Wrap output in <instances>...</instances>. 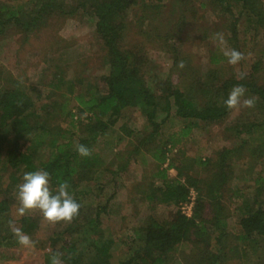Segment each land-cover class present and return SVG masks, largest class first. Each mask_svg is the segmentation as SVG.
I'll return each instance as SVG.
<instances>
[{
  "label": "trees",
  "instance_id": "obj_1",
  "mask_svg": "<svg viewBox=\"0 0 264 264\" xmlns=\"http://www.w3.org/2000/svg\"><path fill=\"white\" fill-rule=\"evenodd\" d=\"M14 1L16 3L0 5V34L8 24H14L26 34L31 33L46 25L52 16L95 17L96 30L106 49L109 64V72L104 76L106 92H102L96 82L88 80L85 83V78L67 77L66 70L60 71L59 67L50 79L52 90L49 97L55 94L53 89L57 88L61 90L62 93H58L63 100L49 98L38 105L29 87L17 79H8L9 83L0 86V181L7 170H10L9 177L15 179L17 185L23 183L25 172L46 170L50 174L52 194H56L59 184L66 181L67 191L81 205L79 215L71 223L47 238L51 252L45 264H52L54 253L61 254L62 264H114V251L121 244L125 245V252L120 264H169L174 251L187 242L201 249L192 264H224L229 254L255 257L254 264H264V175L255 178V191L250 192L252 195L242 187L234 191L242 198L238 207L241 231L235 235L237 241L231 242L228 247L227 239L231 233L223 204L229 181L228 174L223 170L226 160L208 178L196 175V168L207 164L203 158H191L188 164L183 165L171 163L169 168L177 170L174 179L169 178L168 168L157 170L153 174L154 179L159 177L163 184L156 186L154 181L144 196L149 201L174 207L167 218L150 216L145 228L137 229L130 237L120 240L104 239L102 236L101 212L105 207L99 206L90 218L82 216L86 204L80 199V194L84 192L76 190L82 182L94 180L104 172L106 162L102 151L112 143L104 136L117 123L123 109L138 106L145 113L152 130L141 139L134 151L139 153L144 149L152 153L160 167L168 160V152L185 141L200 122L215 123L229 113L230 109L224 101L235 85H243L263 106L264 86L253 80L235 78L226 79L220 85L214 82L212 85L210 80L199 81L198 90L207 94L206 98L199 100L193 90L186 92L167 81L161 88L162 93H159L147 85L134 64L131 52L119 44L124 30L123 13L131 7L133 0ZM211 2L220 11L232 12L236 8L247 13L249 18L257 17V23L264 21L261 0ZM221 60L215 56L212 58L213 63ZM72 101L76 102L79 116L86 114L88 122H82L80 117L75 120V112L68 107ZM173 111L185 122L184 125L179 132L152 148L162 123ZM55 113L68 118L69 126L52 124L51 118ZM163 114L165 119L160 118ZM78 123L84 133L73 131L72 126ZM81 144L90 150V156L79 155L77 147ZM44 146L49 154L46 159L40 160L37 152ZM122 167L125 164L119 168ZM191 188L196 190L197 196L193 213L189 216L183 212L181 204L189 199ZM12 199L0 196V259L4 260L18 256L16 250L20 244L12 229L19 228L23 234L35 238L42 217L41 213L37 216L24 215L16 227L9 212ZM208 208L211 216L205 214ZM9 221L13 222L11 226Z\"/></svg>",
  "mask_w": 264,
  "mask_h": 264
},
{
  "label": "rangeland",
  "instance_id": "obj_2",
  "mask_svg": "<svg viewBox=\"0 0 264 264\" xmlns=\"http://www.w3.org/2000/svg\"><path fill=\"white\" fill-rule=\"evenodd\" d=\"M13 2L16 3L14 0H0V5ZM133 2L123 13L124 30L119 44L131 52L134 64L149 87L162 93L161 88L171 81V85L186 92L193 90L197 98L203 100L207 94L198 90L199 81L210 80L212 85L213 82L220 85L229 78L240 80L238 77L243 74L242 79L264 86V21L257 23V17L249 18L247 13L236 8L232 12L220 11L211 0ZM261 2L264 9V0ZM96 20L91 16H52L46 25L28 34L14 24H8L0 34V86L9 83L8 79H17L29 87L38 105L49 98L63 100L59 94L62 92L57 88L49 97L52 90L49 82L59 67L60 71L66 70L67 77H82L85 83L88 80L96 82L102 92H106L104 76L109 72V64L106 49L96 30ZM217 33L225 37L224 48L244 54L239 64L233 66L228 63V58L217 45ZM214 56L222 60L213 63ZM180 61L185 64L183 68L178 67ZM246 90L245 97L256 98L254 107L230 109L223 119L215 123L200 122L185 141L168 152V160L160 167L152 153L144 149L139 153L134 151L152 130L145 113L138 106L123 109L117 123L104 136L112 143L102 151L106 162L104 172H101L103 176L87 179L76 189L84 192L80 194V199L86 204L82 216L90 218L99 206L105 207L101 212L104 239L128 237L137 229L145 228L150 216L167 218L174 207L149 201L144 196L154 181L156 186H162L161 179L153 176L157 170L168 168L169 178L174 179L177 170L169 168L171 163L183 165L188 164L191 158H203L207 164L197 167L196 175L208 178L226 160L223 170L229 181L223 204L231 233L227 239L228 247L231 242H236L235 235L241 231L238 207L242 198L234 191L242 187L252 195L255 178L264 175V106ZM75 106V101L69 102V109L76 114L75 120L80 117L82 122H88L86 114L79 116ZM55 114L51 118L52 124L69 126L68 118ZM184 123L173 111L162 123L151 147L179 132ZM72 128L84 133L80 123ZM48 154L46 146L37 152L40 160L46 159ZM123 164L125 167L119 168ZM9 173L7 170L0 181V196L13 198L9 212L17 227L22 217L17 211L20 206L17 199L19 189ZM196 196V190L191 188L189 199L181 204V209L189 216L193 213ZM27 214L37 216L40 211L33 210ZM205 214L211 216V210L206 209ZM66 225L65 222L50 224L41 217L39 232L35 238H30L32 244L20 245L16 259H0V264H45L51 252L47 238ZM124 248L125 245L121 244L115 249L114 264H120ZM200 252L195 244L187 242L174 251L169 264H192ZM229 256L224 264H254L255 257Z\"/></svg>",
  "mask_w": 264,
  "mask_h": 264
},
{
  "label": "clouds",
  "instance_id": "obj_3",
  "mask_svg": "<svg viewBox=\"0 0 264 264\" xmlns=\"http://www.w3.org/2000/svg\"><path fill=\"white\" fill-rule=\"evenodd\" d=\"M217 45L221 47L224 55L228 58V63L235 66L244 59V54L238 50H228L224 48L225 37L222 33L216 34ZM185 66L180 61L178 67ZM243 78V74L238 77ZM246 88L243 85H235L230 91L228 98L224 101L228 109L238 107L252 108L255 106V97H245ZM77 152L81 156H90V150L84 145H78ZM19 201L18 214L24 216L33 210H39L44 220L50 224L60 222L71 223L72 220L79 215L81 205L67 191L68 183L65 181L60 183L56 194H52L50 189V174L46 170H37L34 172H25L23 175V183L18 185ZM12 221H9L10 226ZM14 235L18 238V243L23 246H29L32 241L29 236L22 233L19 228H13ZM60 253H54L52 256V264H62Z\"/></svg>",
  "mask_w": 264,
  "mask_h": 264
}]
</instances>
